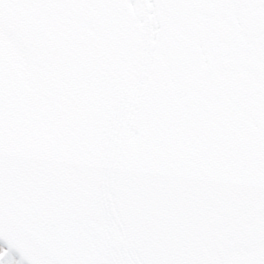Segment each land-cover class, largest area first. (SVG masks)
<instances>
[{"label": "snow or ice", "instance_id": "obj_1", "mask_svg": "<svg viewBox=\"0 0 264 264\" xmlns=\"http://www.w3.org/2000/svg\"><path fill=\"white\" fill-rule=\"evenodd\" d=\"M0 264H264V0H0Z\"/></svg>", "mask_w": 264, "mask_h": 264}]
</instances>
